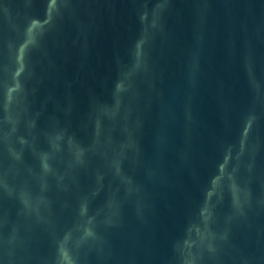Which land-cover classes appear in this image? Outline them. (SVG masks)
I'll use <instances>...</instances> for the list:
<instances>
[{"label":"water","instance_id":"95a60500","mask_svg":"<svg viewBox=\"0 0 264 264\" xmlns=\"http://www.w3.org/2000/svg\"><path fill=\"white\" fill-rule=\"evenodd\" d=\"M0 264H264V0H0Z\"/></svg>","mask_w":264,"mask_h":264}]
</instances>
